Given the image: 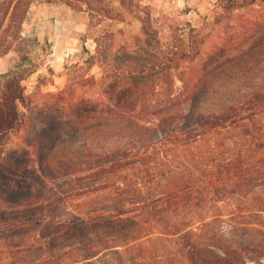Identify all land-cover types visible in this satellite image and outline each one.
I'll return each mask as SVG.
<instances>
[{
    "label": "trees",
    "instance_id": "1",
    "mask_svg": "<svg viewBox=\"0 0 264 264\" xmlns=\"http://www.w3.org/2000/svg\"><path fill=\"white\" fill-rule=\"evenodd\" d=\"M35 1L0 0V47L11 63L8 71L0 73V163L5 146L13 132L25 125L31 107L23 81L39 68L33 55L39 41L25 38L22 27ZM44 1L87 10L91 21L114 15V0ZM118 1L138 14L142 33L133 43L121 45L114 55L100 40L96 51L89 53L86 62L99 63L103 69L102 97L73 96L66 108L41 112L46 126L35 143L39 154L28 162L37 163V168H0V257L1 252L8 255L10 264H64L68 258H77L82 248L90 251L88 260L99 254L101 244L90 238L100 218L91 217L82 224L54 220L76 199L73 192L51 195L56 179L90 181V190L113 182L115 193H129L136 204L150 205L143 188L163 183L187 164L201 169L202 177L184 178L179 187H168V202L158 209L161 212L193 205L192 197L222 200L228 192L249 195L264 180V34L246 51V57L235 61V67L232 58L221 59L224 49L212 54L211 64L202 69L194 88L185 97H177L173 69L178 62L202 57L210 31L195 26L186 31L173 24L172 34L162 38L151 16L135 7L141 2ZM254 3L264 4V0H218L215 22L222 23L235 10ZM21 41L29 45L22 56L24 62L10 53ZM257 77L259 83L254 81ZM78 82L68 81L66 90L74 93ZM160 90L162 100L155 101ZM161 131L164 135L157 137ZM83 136L98 145L115 137H130L142 144L78 151L75 146ZM193 146L201 152L180 161L176 150ZM238 157L245 158L239 175L222 181V175L211 173L225 158L228 162ZM147 223L129 222V230L139 231ZM113 233L107 232L103 241L110 243ZM181 237L180 252L188 264H224L221 253L194 240L192 233Z\"/></svg>",
    "mask_w": 264,
    "mask_h": 264
},
{
    "label": "rangeland",
    "instance_id": "2",
    "mask_svg": "<svg viewBox=\"0 0 264 264\" xmlns=\"http://www.w3.org/2000/svg\"><path fill=\"white\" fill-rule=\"evenodd\" d=\"M136 1L141 4L137 3L135 7L143 15L151 16L162 38L172 34L173 24L186 31L191 26L210 31L202 57L196 61L183 60L175 65L173 73L177 97H185L194 88L205 65L211 64L212 54L224 49L221 59L232 58L234 64L240 57H246V51L259 40L260 34H264V4L254 3L237 9L230 18L216 23L218 0ZM112 5V18L91 21L87 10L75 9L66 3L44 0L33 3L22 31L25 38L39 41L38 49L33 54L39 68L23 81L31 107L27 111L25 125L13 132L5 146L0 163L2 170L26 166L37 168V163L29 165L28 162L35 161L39 154V145L35 143L40 141V134L46 126L41 119V112L66 108L73 96L102 97L103 69L99 63L86 62L89 53L96 51L100 40L107 45L109 54L114 55L121 45L133 43L142 33V22L136 12L125 8L118 0H114ZM28 46L22 41L18 42L17 49L10 53L17 56L19 62H24L22 56L28 53ZM10 64L8 56L2 54L0 47V73L8 71ZM68 81H79L74 86V93L66 90ZM254 81L259 83L261 79L257 77ZM155 97V101L162 100L161 90ZM162 135L164 131L157 137ZM77 141L75 148L78 151H101L142 144L130 137H115L103 145H98L87 136ZM198 152L201 149L194 146L189 150H176L180 161ZM226 159L211 170L216 177L222 175V181L229 175H239L245 166V158L238 157L228 162ZM202 175L201 169L187 164L186 168L177 169L172 178L163 183L143 188L142 193L148 197L151 206L136 204L135 197L129 193H115L113 182L107 184L106 188L90 190L93 185L89 184L92 183L83 179L54 180L50 187L51 195L56 196L60 192H73L76 195V199L68 205V210L54 220L82 224L91 217L100 218L90 238L93 243L101 244L99 254L88 260L86 257L90 251L82 248L77 258H68L63 263L188 264L180 250L184 243L181 235L189 232L193 234L194 240L221 253L224 264H264V180L249 195L228 192L222 200H214V196L212 199L192 197L193 205L182 204L176 211H158L168 202V187H179L181 179H196ZM230 183L228 185L233 187V181L230 180ZM96 186L100 187V184ZM139 221L148 222V226L131 232L129 222ZM116 226V232H111ZM107 232L110 235L113 233L110 243L103 241ZM1 254L0 264H10L8 255Z\"/></svg>",
    "mask_w": 264,
    "mask_h": 264
},
{
    "label": "crops",
    "instance_id": "3",
    "mask_svg": "<svg viewBox=\"0 0 264 264\" xmlns=\"http://www.w3.org/2000/svg\"><path fill=\"white\" fill-rule=\"evenodd\" d=\"M6 56H8V55H6Z\"/></svg>",
    "mask_w": 264,
    "mask_h": 264
}]
</instances>
